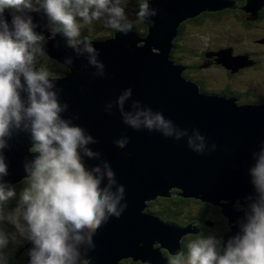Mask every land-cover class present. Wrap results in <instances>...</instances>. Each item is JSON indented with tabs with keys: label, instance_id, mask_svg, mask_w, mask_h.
Masks as SVG:
<instances>
[{
	"label": "water",
	"instance_id": "95a60500",
	"mask_svg": "<svg viewBox=\"0 0 264 264\" xmlns=\"http://www.w3.org/2000/svg\"><path fill=\"white\" fill-rule=\"evenodd\" d=\"M143 2L156 12L149 22L143 23L148 28L146 36H139L135 31L127 35L117 32L104 41H90L105 65L102 77L93 75L97 71L94 67H85L87 58L77 57L66 47L63 36L50 38L51 33L44 27L47 18L43 12L31 13L34 22L40 25L37 32L49 37L45 56L69 70L64 76L50 77L59 91L60 102L69 105L62 113L63 118L83 127L97 141L89 147L100 152L101 158H85L86 166L91 168L101 160L108 162L117 183L125 188L122 203L126 202L127 208L119 218L110 217L97 230L93 237L94 249H81L80 264H121L123 261L168 264L169 256L184 252V239L201 234L199 222L178 227L146 211L149 202L168 199L174 190L179 192L176 197L219 205L229 226V232L220 239L226 243L239 231L237 221L244 216L245 197L254 192L248 169L255 162L252 153L259 151L264 143V103L239 105L232 98L207 95L184 77L187 68L172 60L174 41L184 23L204 14L235 9L236 2ZM263 8L264 0H247L242 10L250 14L247 20L256 21L257 13ZM138 10L139 6L136 13ZM4 16L11 21L10 12ZM232 53V49H225L213 54L206 52L205 56L216 57L217 64L231 73L253 65L246 61L247 57H234ZM68 56L73 58L71 65L64 62ZM129 88L132 97L126 102L125 110L130 111L132 102L139 101L142 106L163 113L181 129H188L190 133L198 129L206 138L205 152L191 150L186 137L177 141L159 132L132 129L122 122L118 107H113L109 114L107 104L115 102ZM122 137L129 140L124 149L115 144ZM8 143L3 154L9 174L4 180L16 185L26 176L25 162L34 158L30 152L32 141L28 133L19 132ZM213 144L215 150H212ZM237 201L241 209L235 207ZM21 253L16 254L14 261H19Z\"/></svg>",
	"mask_w": 264,
	"mask_h": 264
},
{
	"label": "clouds",
	"instance_id": "9594fccd",
	"mask_svg": "<svg viewBox=\"0 0 264 264\" xmlns=\"http://www.w3.org/2000/svg\"><path fill=\"white\" fill-rule=\"evenodd\" d=\"M126 4L127 0H0V222L15 229L13 242L17 233L30 242L28 264H80L81 249H94L97 230L127 208L122 203L125 188L117 183L110 164L101 160L91 168L86 166L85 158H101L100 152L89 147L97 141L83 127L63 118L69 105L60 102L49 73L37 67V56L45 55L49 37L37 32L40 25L31 13L43 12L50 38L63 36L66 47L77 57L87 58L85 67H94L93 75L102 77L105 65L93 44L80 39L81 22L92 25L103 20L105 27L127 35L134 24L149 22L156 15L142 2L132 20L125 13ZM5 11L11 13L10 22ZM64 62L71 65L74 61L68 56ZM131 97L132 90H124L106 110L111 114L118 107L122 122L134 130L159 132L177 141L186 137L191 150L205 152L206 138L198 129L191 133L181 129L139 101L125 110ZM19 132L29 134L34 158L25 162L27 183L17 192L16 186L4 180L9 173L3 153ZM128 143L127 137L115 141L120 149ZM252 157L255 162L248 174L254 192L245 197L247 207L237 221L239 231L226 243L214 235L194 240L187 246L186 257L180 251L168 264H264V143ZM13 200L15 206L9 208ZM8 244L9 235L0 230V264H6L2 250Z\"/></svg>",
	"mask_w": 264,
	"mask_h": 264
},
{
	"label": "rangeland",
	"instance_id": "374dc122",
	"mask_svg": "<svg viewBox=\"0 0 264 264\" xmlns=\"http://www.w3.org/2000/svg\"><path fill=\"white\" fill-rule=\"evenodd\" d=\"M135 1L127 0V4L125 7L126 15L132 20H135L134 17H136V16H132L131 14V8L133 6V3H135ZM143 1L144 0H142V2ZM245 1L247 0H240L239 2L245 3ZM251 22L254 23H252L251 25H247L245 22H242L240 19H237L232 15H229L227 18L207 17L200 23L187 22L185 24L183 34H181L180 40L178 41V45L180 49L178 52L174 53V58L176 57L180 61L177 64H181L185 66L186 62L189 63L192 60H198L201 53L204 54L208 52L210 54H213V53H218L219 51L225 49H232L233 50L232 56L234 57H246V56L248 57L253 56L254 58L259 57L261 59V64L258 67V69L260 70L257 71L256 69V70L246 71L243 73L241 77L237 76L230 78L228 72L231 71L225 68L217 69L214 66L208 69V67L211 65H207V64L204 67H202L205 68V70L202 71V73L191 72L188 75L195 80L198 79L199 75H203L204 78L206 77L208 86L212 90L221 89L226 83L228 84L235 83V85H238L240 89H245V87L249 85L256 89V93L264 94V91L258 87V85L264 87V42L262 41L264 40V20L262 21L256 20ZM94 23H99L101 24V26H96ZM135 27H138V30H135L134 29ZM132 29L139 36L142 37H144V34L147 30L145 27H141L139 24H134ZM110 32L111 29L105 27L103 20L93 22L92 25H85L83 24V22H81V36L86 35L85 37L81 38V40H84L88 36H94L96 37V40L104 41V39L112 38L111 35H109ZM50 61L51 60L45 55L37 56V66L42 67L45 70L47 69L48 66L47 64ZM183 75L184 77L187 78L186 71L184 72ZM26 183L27 181L23 180L21 183L14 185L16 186L17 192H19L26 185ZM178 193H179L178 191L174 190L175 195L173 194L172 196L174 200H176V198L181 199L179 197H176L179 195ZM183 200H187V199H183ZM15 203H16L15 200L11 201L8 207L11 208L12 206L11 204L15 205ZM164 205L165 203L163 198H158L155 201L149 202V207L147 208V210H149L152 206L153 211H160L164 207ZM197 208L201 210V208L196 206V204H194L193 201H191L190 205L188 206L176 207L174 210H178L179 213L176 218H173L174 220L168 219L165 216H162L161 214H157V215L155 214V215L160 217L162 220L170 224H173L174 226L179 227L182 225V222L188 220L191 217H195L196 215L195 212L197 211ZM213 211H214L213 209L207 208V213L203 214L204 220L214 221L213 220L214 217L211 215ZM201 226L205 227L207 231L205 238H207L210 234H213L212 229L205 226L203 222ZM197 227H199V223L197 224ZM0 230L5 231L9 235V244L3 250L9 252L10 256L13 255L12 253L17 249L19 245L26 244L28 242L25 238L19 236L18 233L16 234L15 242H13L11 240V236L13 233H15V229L11 224L7 223L6 221L0 223ZM194 240L197 239H192L190 240V242ZM29 243L30 242H28L27 245ZM189 243H187V246ZM157 247L159 248L160 246L158 245ZM130 262L131 261H123L121 264H131ZM10 264H15V263L10 262Z\"/></svg>",
	"mask_w": 264,
	"mask_h": 264
},
{
	"label": "flooded vegetation",
	"instance_id": "af4514ba",
	"mask_svg": "<svg viewBox=\"0 0 264 264\" xmlns=\"http://www.w3.org/2000/svg\"><path fill=\"white\" fill-rule=\"evenodd\" d=\"M231 1H233V0H231ZM234 1H236V8L235 9L225 10V11L212 13V14L218 15V17H216V18H227L229 15H232L235 18L240 19L242 22H245L247 25H251L252 23H254V22L247 20V18L249 17L250 14L246 13L245 11L242 10V8L245 6L246 2L241 3V2H239L240 0H234ZM259 13H260V15H259ZM257 16H258L257 21L264 20V9L259 11L257 13ZM109 35H111V32L109 33ZM260 44H263V43H260ZM177 49H178L177 51H179L180 47L178 46ZM246 57H247L246 61L252 62L253 65L249 66V67L242 68L239 71H237L236 73L228 72L230 78L237 77V76L241 77L243 75V73L246 71L256 70V69H257V71L260 70V69H258V67L261 64V59L259 57H256V58H254L253 56H250V57L246 56ZM206 64L211 65L208 67V69L213 67V66L217 69H219V68L223 69L224 68L221 65L217 64L215 58L207 59L205 57V53L204 54L201 53L198 60H192L189 63L186 62V64H185V67L187 68L186 72H187V78L188 79L186 77L185 78L187 80H191L193 83L197 84L203 93H205L207 95H215V96H219V97H225L228 99L232 98V99H235L239 103V105H261L264 103V94L256 93V89L254 87L249 86V85H247L245 87V89H240L238 85H235V83H230V84L226 83V84H224V86L221 89L212 90L208 86V83L206 81L207 80L206 77L204 78L203 75H199L200 77L198 76L197 80L193 79L191 76L188 75L191 72L192 73H202V71L205 70V68H202V66H204ZM258 87L264 91V87H262L261 85H258ZM165 199L166 198H163L164 201H165ZM168 199H173V198L171 196ZM182 200L183 199L181 198L178 201H176V200L173 201L171 203L169 209L171 211H176V210H174L176 208V202H177V204H179V201H182ZM191 201H193L194 204H196V202H197L198 204L206 205V208L213 209L214 211L212 213H214V216H213L214 221L204 220L203 217H202V219L189 218L188 220L182 222V225L179 227H184V226H186L192 222H199V227L201 228V234L204 233L206 235L207 231H206L205 227L201 226V224L203 222L205 226L212 229L213 234H210V235H214L218 240H220L223 235H226L229 232L228 221L222 215L221 209L219 208L218 204L215 205L212 203H201L200 201L193 200V199ZM191 201L189 202V205H190ZM219 204H221V202ZM235 207L237 209L242 208L240 205V201H237V203H235ZM208 223H210V225H207ZM216 229H219V232H217V231L215 232ZM221 230H222V232H221ZM192 239H199V238H197L196 236L186 237L183 241L184 251L185 250L187 251V243H189L190 240H192ZM27 243L19 245L17 247V249L12 253L13 254L12 256H10L9 252L2 250V254L6 257V264H10V262L15 263V264H24L25 259L29 258L28 252H29V249L31 247V246H28ZM218 250H221L219 245H218ZM19 251H22L21 256L19 258V261H14V258ZM164 252H166V251L162 250V253H164ZM136 264H140V263H136Z\"/></svg>",
	"mask_w": 264,
	"mask_h": 264
},
{
	"label": "trees",
	"instance_id": "16d2710c",
	"mask_svg": "<svg viewBox=\"0 0 264 264\" xmlns=\"http://www.w3.org/2000/svg\"><path fill=\"white\" fill-rule=\"evenodd\" d=\"M135 1V0H134ZM142 2V0H137V1H135V3H133V6H132V8H131V14H132V16H136V10H137V8H138V6H139V4ZM245 2H247V1H245ZM246 4V3H245ZM264 9V8H263ZM225 11V10H224ZM8 12H10V11H5V13H8ZM5 13H4V15H5ZM259 15H260V13H259ZM207 17H211V18H216V17H218V15H214V14H204V15H202L201 17H199V18H197V19H193V20H191V21H188V22H190V23H200V22H202L205 18H207ZM135 18V17H134ZM187 23V22H186ZM186 23H184L182 26H181V28L179 29V36L175 39V41H174V46H175V48H174V50H173V52H172V60H173V62H175V63H179L180 61H179V59H177L176 57V59L174 58V53H176V52H178L177 51V47L179 46L178 45V41L180 40V36H181V34H183V31H184V27H185V24ZM96 26H101V24H99V23H94ZM141 27H145L147 30H148V28L146 27V26H144L143 25V23H141V24H139ZM93 28H95V27H93ZM135 30H138V27H135L134 28ZM133 30V29H132ZM147 30H146V32H145V34H144V36H146V34H147ZM134 31V30H133ZM117 33V31L116 30H114V29H111V37H113L115 34ZM86 35H83L82 37H85ZM105 37H108V36H105ZM87 39L89 40V41H95L96 40V37H94V36H88L87 37ZM206 54V53H205ZM206 57V56H205ZM48 66H47V72L49 73V76L50 77H59V76H64L65 74H67V72L69 71L65 66H62V65H60V64H58L56 61H50V62H48V64H47ZM205 66V65H204ZM204 66H202V67H204ZM174 194V192H172V195ZM179 199L178 198H176V201H178ZM173 201H175L174 199H165V201H164V203H165V205H164V207L160 210V211H153L152 210V206H151V208L149 209V210H147V212L148 213H150V214H153V215H157V214H161L162 216H165L166 218H168V219H171V220H174L173 218H176L177 217V215H178V213H179V211L178 210H176V211H171L170 209H169V207H170V205H171V203L173 202ZM189 200H182V201H179V204H177V202H176V207H184V206H188L189 205ZM202 203V202H201ZM196 206H198L199 208H201V210L200 209H198L197 208V211L195 212V217H191V218H197V219H202V217H203V214H206L207 213V208H206V205H202V204H198L197 202H196ZM12 206L11 207H14L15 205L14 204H11ZM10 208V207H9ZM203 208V209H202ZM155 215V216H156ZM212 216H214V213H212L211 214ZM219 232V229H216L215 230V232ZM221 232H222V230H221ZM197 238H205L206 237V235L203 233V234H200L199 236H196ZM186 244V243H185ZM165 253V254H164ZM163 254L164 255H166V256H168V253H166V252H164ZM184 253H185V257L187 256V251L185 250L184 251ZM131 264H134L132 261L130 262Z\"/></svg>",
	"mask_w": 264,
	"mask_h": 264
}]
</instances>
